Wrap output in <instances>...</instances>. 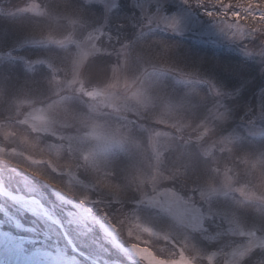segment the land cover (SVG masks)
Returning a JSON list of instances; mask_svg holds the SVG:
<instances>
[{
  "label": "rangeland",
  "instance_id": "obj_1",
  "mask_svg": "<svg viewBox=\"0 0 264 264\" xmlns=\"http://www.w3.org/2000/svg\"><path fill=\"white\" fill-rule=\"evenodd\" d=\"M126 1L0 0V186L99 264H264V0ZM0 264L94 263L0 195Z\"/></svg>",
  "mask_w": 264,
  "mask_h": 264
},
{
  "label": "water",
  "instance_id": "obj_2",
  "mask_svg": "<svg viewBox=\"0 0 264 264\" xmlns=\"http://www.w3.org/2000/svg\"><path fill=\"white\" fill-rule=\"evenodd\" d=\"M0 195L4 196L6 199H8V200H10L12 202H15V203H28L29 202V203H33V204L37 205L42 210V213L45 216V218L48 219L50 222L56 224L60 228V230H61V232H62V234L64 236L65 241L68 243V245L70 246L71 250L74 253L82 256L84 259H86L88 261H91L94 264H99L95 260H93L92 258H90V257L86 256L85 254H83L82 252H80L74 246V244L72 243V241L70 240V238L66 234L65 230L63 229V227H61L57 222L54 221V219L46 211L44 205L38 199H36V198H24V197H21V196L10 194L5 189H3L2 186H0Z\"/></svg>",
  "mask_w": 264,
  "mask_h": 264
},
{
  "label": "trees",
  "instance_id": "obj_3",
  "mask_svg": "<svg viewBox=\"0 0 264 264\" xmlns=\"http://www.w3.org/2000/svg\"><path fill=\"white\" fill-rule=\"evenodd\" d=\"M126 0H120V6L121 7H124V6H126ZM115 14H116V12H114ZM83 22V21H82ZM41 165H44V164H41ZM57 165V164H56ZM40 166V165H39ZM42 167V166H41ZM52 174V173H51ZM49 183V182H48ZM128 206V205H127Z\"/></svg>",
  "mask_w": 264,
  "mask_h": 264
},
{
  "label": "snow or ice",
  "instance_id": "obj_4",
  "mask_svg": "<svg viewBox=\"0 0 264 264\" xmlns=\"http://www.w3.org/2000/svg\"><path fill=\"white\" fill-rule=\"evenodd\" d=\"M222 2V0H213V3H216V4H220ZM208 15H213V13L209 12L207 13Z\"/></svg>",
  "mask_w": 264,
  "mask_h": 264
}]
</instances>
